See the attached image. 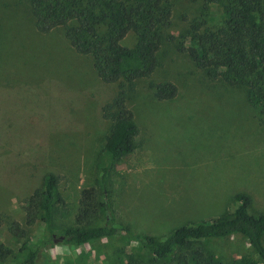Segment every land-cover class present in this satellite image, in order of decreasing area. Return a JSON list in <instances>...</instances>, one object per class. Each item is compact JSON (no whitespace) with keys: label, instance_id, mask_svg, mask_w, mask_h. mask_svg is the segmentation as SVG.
Segmentation results:
<instances>
[{"label":"rangeland","instance_id":"1","mask_svg":"<svg viewBox=\"0 0 264 264\" xmlns=\"http://www.w3.org/2000/svg\"><path fill=\"white\" fill-rule=\"evenodd\" d=\"M0 2V245L14 264L23 243L40 234L37 221L17 239L7 223L24 225V201L46 173L58 179L62 199L53 211L56 230L76 227L74 214L83 188L94 187L111 125L100 109L114 95L90 57L77 54L62 30L35 31L27 0ZM169 33L179 36L191 20L216 26L221 9L200 0H170ZM4 4V5H3ZM171 82L170 100L151 98L138 81L127 104L137 127L134 149L117 159L107 182L115 220L134 232L163 238L175 228L229 212L237 193L249 198L251 214L264 212V124L243 88L209 81L185 56L166 44L151 78ZM101 217L94 224H101ZM54 243L36 264H175L151 261L136 243L114 236L76 246ZM233 264L245 251L232 237L194 244ZM218 263V264H219Z\"/></svg>","mask_w":264,"mask_h":264},{"label":"trees","instance_id":"2","mask_svg":"<svg viewBox=\"0 0 264 264\" xmlns=\"http://www.w3.org/2000/svg\"><path fill=\"white\" fill-rule=\"evenodd\" d=\"M200 1L202 10L211 3L218 5L221 22L208 26L205 21L191 20L175 43L169 33L170 0H27L35 31L45 34L60 28L69 46L77 54L90 57L96 75L104 83L114 84L115 91L100 109L101 118L111 130L97 165L95 186L79 193L76 227L54 228V207L62 199L57 177L44 174L40 186L24 201V225L7 223L8 233L17 239H23L24 227L37 219L41 227L33 242L19 247L14 264H36L37 255L55 242V235L63 246L123 236L139 245L151 261L175 264H218L215 256L194 244L236 237L246 248L233 264H264V212L249 213L245 194L232 197L234 206L229 212L179 226L163 238L134 232L117 222L107 197V182L115 161L134 149L137 127L127 104L128 95L142 80L153 100L175 96L173 83L150 79L165 42L173 44L174 50L207 80L219 79L230 87L243 88L247 101L259 113V123L264 124V0ZM98 217L102 223L94 224ZM3 222L0 215V225ZM9 255L10 251L0 245V261ZM128 260L129 264L134 262L131 256Z\"/></svg>","mask_w":264,"mask_h":264}]
</instances>
